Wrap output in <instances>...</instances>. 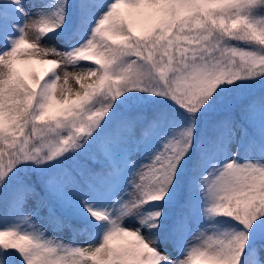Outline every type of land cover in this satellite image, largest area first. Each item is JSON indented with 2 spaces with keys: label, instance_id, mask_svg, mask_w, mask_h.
Instances as JSON below:
<instances>
[{
  "label": "snow or ice",
  "instance_id": "1",
  "mask_svg": "<svg viewBox=\"0 0 264 264\" xmlns=\"http://www.w3.org/2000/svg\"><path fill=\"white\" fill-rule=\"evenodd\" d=\"M0 264H264V0H0Z\"/></svg>",
  "mask_w": 264,
  "mask_h": 264
}]
</instances>
